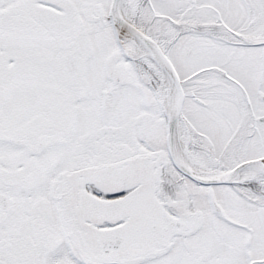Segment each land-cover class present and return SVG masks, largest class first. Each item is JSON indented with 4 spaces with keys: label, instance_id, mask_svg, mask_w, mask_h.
<instances>
[{
    "label": "snow or ice",
    "instance_id": "6c2138e0",
    "mask_svg": "<svg viewBox=\"0 0 264 264\" xmlns=\"http://www.w3.org/2000/svg\"><path fill=\"white\" fill-rule=\"evenodd\" d=\"M0 264H264V0H0Z\"/></svg>",
    "mask_w": 264,
    "mask_h": 264
}]
</instances>
